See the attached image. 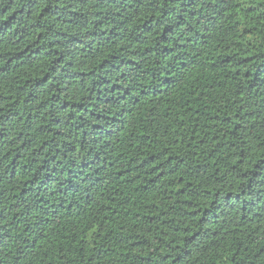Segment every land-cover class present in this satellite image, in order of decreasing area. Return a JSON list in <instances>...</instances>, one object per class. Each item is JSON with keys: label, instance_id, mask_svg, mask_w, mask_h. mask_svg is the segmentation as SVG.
<instances>
[{"label": "trees", "instance_id": "16d2710c", "mask_svg": "<svg viewBox=\"0 0 264 264\" xmlns=\"http://www.w3.org/2000/svg\"><path fill=\"white\" fill-rule=\"evenodd\" d=\"M0 264H264V0H0Z\"/></svg>", "mask_w": 264, "mask_h": 264}]
</instances>
